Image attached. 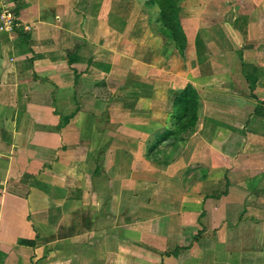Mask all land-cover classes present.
<instances>
[{"label":"crops","instance_id":"1","mask_svg":"<svg viewBox=\"0 0 264 264\" xmlns=\"http://www.w3.org/2000/svg\"><path fill=\"white\" fill-rule=\"evenodd\" d=\"M10 2L0 264H264V0Z\"/></svg>","mask_w":264,"mask_h":264},{"label":"trees","instance_id":"2","mask_svg":"<svg viewBox=\"0 0 264 264\" xmlns=\"http://www.w3.org/2000/svg\"><path fill=\"white\" fill-rule=\"evenodd\" d=\"M180 0H155L159 6L160 21L166 28V32L171 38L174 39L176 43H179L184 39L183 29L179 19V5ZM191 89H186L179 94L180 111L175 114L177 121L183 120L191 110L190 106L193 104V99L191 97ZM69 119V117L67 118ZM172 134L171 131H167L163 138H167Z\"/></svg>","mask_w":264,"mask_h":264},{"label":"built area","instance_id":"3","mask_svg":"<svg viewBox=\"0 0 264 264\" xmlns=\"http://www.w3.org/2000/svg\"><path fill=\"white\" fill-rule=\"evenodd\" d=\"M19 26H22L18 16L11 6L10 0H0V31L14 32ZM29 30V26H23Z\"/></svg>","mask_w":264,"mask_h":264},{"label":"rangeland","instance_id":"4","mask_svg":"<svg viewBox=\"0 0 264 264\" xmlns=\"http://www.w3.org/2000/svg\"><path fill=\"white\" fill-rule=\"evenodd\" d=\"M172 111L175 112V114H176L180 111V109L174 104Z\"/></svg>","mask_w":264,"mask_h":264}]
</instances>
